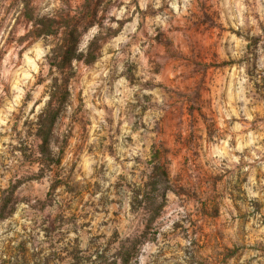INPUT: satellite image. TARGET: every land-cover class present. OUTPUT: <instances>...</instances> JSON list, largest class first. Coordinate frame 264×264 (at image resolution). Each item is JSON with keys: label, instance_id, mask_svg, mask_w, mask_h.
Returning a JSON list of instances; mask_svg holds the SVG:
<instances>
[{"label": "rangeland", "instance_id": "obj_1", "mask_svg": "<svg viewBox=\"0 0 264 264\" xmlns=\"http://www.w3.org/2000/svg\"><path fill=\"white\" fill-rule=\"evenodd\" d=\"M23 1L0 0V264H118L130 243L128 264H264V0H29L101 42L51 157L56 38L28 35Z\"/></svg>", "mask_w": 264, "mask_h": 264}, {"label": "trees", "instance_id": "obj_2", "mask_svg": "<svg viewBox=\"0 0 264 264\" xmlns=\"http://www.w3.org/2000/svg\"><path fill=\"white\" fill-rule=\"evenodd\" d=\"M22 14L27 22H30L31 29L28 35L33 37L52 36L56 38L55 43L51 45L46 61L49 67V83L47 101L38 115L36 121V136L40 140V151L47 157H51L50 141L53 125L65 109L67 98L70 94L69 83L74 76L73 62L82 61L85 64H91L99 56L100 38L93 36L87 44L85 50L79 48L81 34L87 27L95 24L93 19L86 22L83 29L80 24L85 18H74L70 20L59 21L53 16L47 14L34 15L29 7V0H24ZM92 16L93 11L89 12ZM110 30V29H109ZM117 29L112 30V35ZM3 215H0V218ZM134 244H121L117 249L113 262L118 264H128L132 258Z\"/></svg>", "mask_w": 264, "mask_h": 264}]
</instances>
